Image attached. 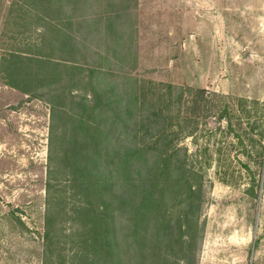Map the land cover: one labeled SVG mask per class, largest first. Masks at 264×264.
Returning <instances> with one entry per match:
<instances>
[{"label":"rangeland","instance_id":"374dc122","mask_svg":"<svg viewBox=\"0 0 264 264\" xmlns=\"http://www.w3.org/2000/svg\"><path fill=\"white\" fill-rule=\"evenodd\" d=\"M103 3L87 10L82 24L81 3L72 0L63 8L73 16L81 52L65 59L81 69L68 82L87 69L102 95L98 122L107 120L109 138L102 158L137 149L149 151V161L162 154L176 168V194L166 192L164 211L179 213L190 205L188 187L195 192L190 195L200 233L190 264H264V0ZM7 23V9L0 8V47L9 49L16 45L1 37ZM2 75L0 264H44L48 171L54 169L51 107L6 86ZM87 98L92 103L93 95ZM76 102L69 103L70 114L81 112ZM104 163L114 193L130 194L122 173L110 174L117 165ZM140 169L144 181L146 168ZM64 175L60 188L72 209L77 196L65 189ZM67 219L56 223L57 236L72 232Z\"/></svg>","mask_w":264,"mask_h":264},{"label":"trees","instance_id":"16d2710c","mask_svg":"<svg viewBox=\"0 0 264 264\" xmlns=\"http://www.w3.org/2000/svg\"><path fill=\"white\" fill-rule=\"evenodd\" d=\"M71 2L11 0L6 4L0 0V8L7 9L12 22L4 26L6 29L1 37L13 40L16 45L9 49L0 47L2 83L51 107L50 154L54 169L48 171L44 264H190L188 260L200 233L198 215H194L190 195L195 192L188 187L187 202L190 200V205L179 213L164 211L166 192L176 194L172 191L178 184L173 179L176 168L162 154L150 161L144 159L149 151L126 150L122 154L117 151L109 161L110 154L103 158L100 154L103 148L109 150L104 143L109 139L105 137L108 124L106 119L98 122L102 95L94 85L93 72L88 74V70L83 69L78 78L68 82L72 72L81 70L65 64L71 54H81L72 30L73 16L63 13V8ZM103 2L77 0L83 9L80 23H86L87 10L98 3L103 5ZM22 20H31L33 25H19ZM10 26L17 30H8ZM28 33L35 38L34 43H29ZM72 89L81 91L82 95L75 96ZM90 94L94 98L89 104L87 97ZM72 101H77L81 112H68ZM104 162L117 165L110 174L122 173L129 190L132 186L130 194L114 193L116 183L111 175H105ZM141 165L146 168L144 181ZM62 174L66 178L65 189L69 187V194L72 190V195L77 196L72 209L66 207L70 199L66 196L67 191L60 188L63 184L59 176ZM128 214L132 216L127 218ZM174 214L177 215L167 216ZM62 216L71 217L67 221L71 222L72 232L69 235L61 232L59 237L54 231ZM164 216L168 219H162ZM122 230H128V233L121 235ZM67 246L70 249L65 253Z\"/></svg>","mask_w":264,"mask_h":264}]
</instances>
